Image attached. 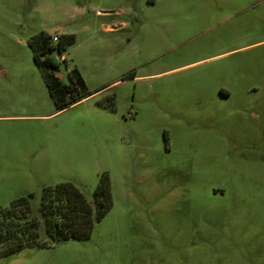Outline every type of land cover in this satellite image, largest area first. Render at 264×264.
I'll return each instance as SVG.
<instances>
[{
  "label": "rangeland",
  "instance_id": "1",
  "mask_svg": "<svg viewBox=\"0 0 264 264\" xmlns=\"http://www.w3.org/2000/svg\"><path fill=\"white\" fill-rule=\"evenodd\" d=\"M39 32L92 95L56 111ZM103 173L88 238L0 264H264V0H0V208Z\"/></svg>",
  "mask_w": 264,
  "mask_h": 264
},
{
  "label": "trees",
  "instance_id": "2",
  "mask_svg": "<svg viewBox=\"0 0 264 264\" xmlns=\"http://www.w3.org/2000/svg\"><path fill=\"white\" fill-rule=\"evenodd\" d=\"M50 38V34L39 32L29 37L27 46L56 111H61L94 92L87 89L75 67L68 71V83L57 75L58 62L52 50L60 53L74 41V35H61L56 44ZM33 198L29 194L0 208V255L22 247H48L60 241L86 239L111 207L110 183L105 173L99 176L89 198L68 182L43 187L38 205H34Z\"/></svg>",
  "mask_w": 264,
  "mask_h": 264
},
{
  "label": "built area",
  "instance_id": "3",
  "mask_svg": "<svg viewBox=\"0 0 264 264\" xmlns=\"http://www.w3.org/2000/svg\"><path fill=\"white\" fill-rule=\"evenodd\" d=\"M50 41L52 44H56L58 42V37L56 35H51ZM63 59L62 56L59 54V56L53 57L54 61L58 62V59Z\"/></svg>",
  "mask_w": 264,
  "mask_h": 264
}]
</instances>
